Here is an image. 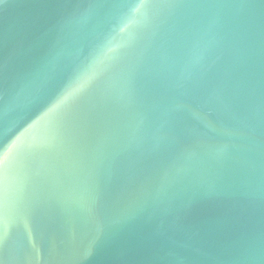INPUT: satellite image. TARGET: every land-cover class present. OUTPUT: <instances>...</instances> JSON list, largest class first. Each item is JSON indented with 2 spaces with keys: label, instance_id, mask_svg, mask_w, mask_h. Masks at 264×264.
<instances>
[{
  "label": "water",
  "instance_id": "obj_1",
  "mask_svg": "<svg viewBox=\"0 0 264 264\" xmlns=\"http://www.w3.org/2000/svg\"><path fill=\"white\" fill-rule=\"evenodd\" d=\"M0 264H264V0H0Z\"/></svg>",
  "mask_w": 264,
  "mask_h": 264
},
{
  "label": "clouds",
  "instance_id": "obj_2",
  "mask_svg": "<svg viewBox=\"0 0 264 264\" xmlns=\"http://www.w3.org/2000/svg\"><path fill=\"white\" fill-rule=\"evenodd\" d=\"M111 47L114 46L109 45L102 49L86 68H82L74 75L46 113L54 114L60 107L64 106L74 98L76 93L81 90L91 76L95 74L96 66L107 56Z\"/></svg>",
  "mask_w": 264,
  "mask_h": 264
}]
</instances>
